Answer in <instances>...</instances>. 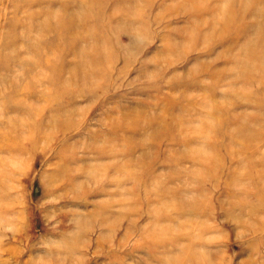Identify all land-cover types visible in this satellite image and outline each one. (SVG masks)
Segmentation results:
<instances>
[{"label": "rangeland", "instance_id": "rangeland-1", "mask_svg": "<svg viewBox=\"0 0 264 264\" xmlns=\"http://www.w3.org/2000/svg\"><path fill=\"white\" fill-rule=\"evenodd\" d=\"M262 30L264 0H0V264H264Z\"/></svg>", "mask_w": 264, "mask_h": 264}, {"label": "bare ground", "instance_id": "bare-ground-1", "mask_svg": "<svg viewBox=\"0 0 264 264\" xmlns=\"http://www.w3.org/2000/svg\"><path fill=\"white\" fill-rule=\"evenodd\" d=\"M245 0H243V2H244ZM244 5H246L245 3H244ZM258 40H259V42H264L263 40H264V30H262L261 32H260V34H259V36H258ZM258 48H259V45H258V43H257V45H256V47H254L253 49H251V51L250 52H248V56L247 57H249V58H256L257 56H261V53H258ZM90 57V56H89ZM93 65L96 67V65L97 64H95V63H93ZM238 135H239V131H238V133H237ZM240 138H242V139H244V138H247V137H251V135L252 134H254V132H253V130L251 131V130H249L248 128H247V124L246 125H244L243 127H242V130H241V132H240ZM242 136V137H241ZM239 137V136H238ZM172 204V203H171ZM170 204V205H171Z\"/></svg>", "mask_w": 264, "mask_h": 264}]
</instances>
